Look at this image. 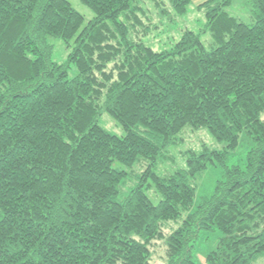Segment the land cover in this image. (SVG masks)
<instances>
[{
	"label": "trees",
	"instance_id": "1",
	"mask_svg": "<svg viewBox=\"0 0 264 264\" xmlns=\"http://www.w3.org/2000/svg\"><path fill=\"white\" fill-rule=\"evenodd\" d=\"M80 1L87 23L67 0H0V264H152L159 241L162 264H196L201 235L215 231L206 264L264 256V0H243L248 24L226 12L239 0H206L213 47L184 29L161 51L134 37L147 0ZM167 2L181 16L191 0ZM51 39L70 48L64 64ZM185 127L223 149L157 173ZM241 137L253 140L245 161L227 165ZM208 165L221 178L195 203Z\"/></svg>",
	"mask_w": 264,
	"mask_h": 264
},
{
	"label": "rangeland",
	"instance_id": "2",
	"mask_svg": "<svg viewBox=\"0 0 264 264\" xmlns=\"http://www.w3.org/2000/svg\"><path fill=\"white\" fill-rule=\"evenodd\" d=\"M67 1L83 16L85 23L93 18V12L80 0ZM159 1H161V6L166 8L165 10H161L154 5L153 2H149V0L146 1L150 5L145 3L144 10L146 13L144 14V17L142 16L141 21L147 29L139 27L134 33L136 39L141 38L147 46H150L156 51H161L168 48L172 41L177 40L184 29H189L199 34L200 39L207 50L213 47L210 33L204 27L205 18L202 5L206 0H191L187 6L186 14L181 16H176L172 13L167 0ZM226 12L247 24L252 22L251 7L246 1L239 0L233 3L226 8ZM50 42L52 43V60L64 64L70 48L66 47L60 39H51ZM76 74L77 71L75 67L72 65L69 66V78ZM99 124L110 133L118 136L124 134L121 127L107 113H103L100 116ZM179 136L182 137V140L178 141L176 145L169 149L168 154L170 159L160 162L154 168L157 173L166 174L177 169H184L186 167L187 152L189 151L199 153L204 148L208 150H222L224 146L217 142L206 128L191 129L185 127ZM252 144L253 140L249 137H241L239 146L234 151L226 154V164L242 165L245 161V155ZM135 171H139V169L137 168ZM127 172L130 173L131 169H127ZM221 175L222 170L220 167L208 165L207 168L192 182L195 185V203L199 201L202 196H206L212 192L215 182L221 178ZM131 178V175L128 176L127 181L131 180ZM137 182L138 180L134 178L130 185H126L122 188L118 193V200H122L128 192L127 189L134 186ZM147 195L153 204H157L160 200L159 194L153 188L147 190ZM168 223L174 224V221ZM165 229L167 230V227ZM219 236L220 233L218 231L201 235L195 251V253H197V255L195 254L196 264H206L205 256L209 250L215 248ZM164 247L165 245L163 242L159 241L154 243L152 247V264H162ZM252 264H264V256L257 258Z\"/></svg>",
	"mask_w": 264,
	"mask_h": 264
}]
</instances>
